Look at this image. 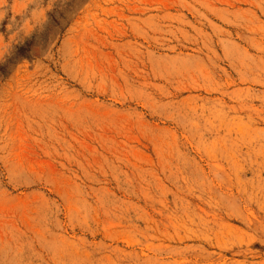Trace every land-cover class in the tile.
Instances as JSON below:
<instances>
[{"label": "rangeland", "instance_id": "obj_1", "mask_svg": "<svg viewBox=\"0 0 264 264\" xmlns=\"http://www.w3.org/2000/svg\"><path fill=\"white\" fill-rule=\"evenodd\" d=\"M9 58L0 264H264V0H0Z\"/></svg>", "mask_w": 264, "mask_h": 264}, {"label": "trees", "instance_id": "obj_2", "mask_svg": "<svg viewBox=\"0 0 264 264\" xmlns=\"http://www.w3.org/2000/svg\"><path fill=\"white\" fill-rule=\"evenodd\" d=\"M21 48H23V47H21ZM24 49V48H23ZM21 55H26L25 53H23V52H20L18 55H17V57L19 58V56H21ZM12 62V58H9L8 60H7V63H5V64H0V75L1 74H5V73H7V68H8V66H9V64Z\"/></svg>", "mask_w": 264, "mask_h": 264}]
</instances>
